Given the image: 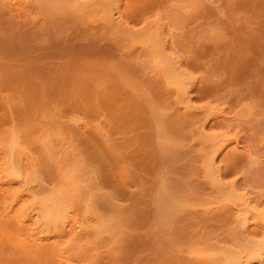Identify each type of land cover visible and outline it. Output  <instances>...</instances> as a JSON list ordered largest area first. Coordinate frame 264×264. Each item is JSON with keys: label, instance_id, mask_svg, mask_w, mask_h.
Returning <instances> with one entry per match:
<instances>
[{"label": "rangeland", "instance_id": "obj_1", "mask_svg": "<svg viewBox=\"0 0 264 264\" xmlns=\"http://www.w3.org/2000/svg\"><path fill=\"white\" fill-rule=\"evenodd\" d=\"M103 4L92 3L81 13L67 7L47 12L43 6L33 4L17 18L13 14L14 19L0 3V117H4V111L12 112L18 118H32L31 126L37 120L32 116L34 107L42 108V113L43 109L47 111L53 106L61 108L59 105L66 99L81 101H72L73 105L94 99L104 106L112 105L110 109L116 119L123 121L120 129L106 125L104 113L94 119L78 111L74 114L87 122L86 130L92 132L97 144L113 155L128 197L119 189L121 186L115 190L116 179L99 155L103 149H97L92 138V142L87 141V137L92 136H88L85 129L87 137L81 135L82 131V139L79 134L75 135L79 138L72 143L73 148L66 149L67 143L58 154H43L42 148L41 156L36 154L38 160H45L48 155L50 159L51 155L63 158L66 153L72 157L70 161L84 159L79 162L81 166H77L86 165L85 172H80L81 180L86 179L80 184L85 193L87 179L96 175L93 178L97 177L94 180L98 185L102 183L103 190L113 194V198L114 193L119 194L115 200L126 211L124 217L131 227L128 234L126 230L121 236L113 237L112 243L118 238V244L110 245L103 240L109 244L108 250L118 252L105 264H112L110 260H114L113 264H194L187 252L190 244L206 250L213 244L231 246L228 233L234 224L230 219H217V222L216 218L202 220L201 217L203 208L218 204L217 191L201 176L203 169L199 164L198 154L206 149L202 148L204 142L199 133L205 117L211 120L219 112L226 115L220 122L229 130H226L228 134L236 131L233 135L240 138L237 137L239 146L249 145L254 153L250 151L252 157L258 158V162L253 158L254 162L250 161L254 164L246 159L225 167L222 181L237 183L244 189L239 187L238 190L248 193L249 197L253 195L250 198L255 202L258 198L259 207H264V0H127L121 4L127 20L124 22L127 30L123 31L104 17L106 6ZM156 25H161L162 29L165 26L166 35L161 29L160 36L173 35L168 38L172 37L175 46L173 51V46L168 50L180 55V58L176 56L183 59L181 66L198 79L190 96H193V105L200 108L185 120L178 119V114L183 113L182 104L174 89L160 79L159 70L150 60L149 45L131 40V32L140 33ZM5 100L16 104L10 110L6 108L8 112L2 107ZM76 105L73 108L76 109ZM26 109L32 115L21 114ZM102 112L106 111L102 109ZM2 119L0 124L6 118ZM20 120L17 123L24 119ZM159 126L175 141L167 146L170 150L165 149L166 154L154 139ZM35 129L32 131L38 134ZM67 134L68 129L64 137ZM59 151L65 155L61 156ZM238 152L244 155L247 151L239 149ZM69 156L63 158L66 165L59 159L63 166L71 164ZM87 167L91 168L88 170L91 173L86 171ZM46 177L43 186L49 188L51 182ZM160 182L184 197L180 199L187 206L176 216V212L173 214V222L168 226L157 220H160L159 216L157 218L160 211L153 195ZM202 241L205 245H201ZM102 250L100 253L105 251Z\"/></svg>", "mask_w": 264, "mask_h": 264}, {"label": "bare ground", "instance_id": "obj_2", "mask_svg": "<svg viewBox=\"0 0 264 264\" xmlns=\"http://www.w3.org/2000/svg\"><path fill=\"white\" fill-rule=\"evenodd\" d=\"M124 1L127 2V0H0V3L7 10H4L6 13H12L10 15L11 17L17 15V18L18 15H22L24 10L33 4L43 6L47 12H56L62 7H67L81 13L92 5V3L102 2L106 6L104 7V17H106L108 22L113 21L118 30L123 31L127 30L124 27V22H127V20L124 18V11H121V4H125ZM11 17L9 18L10 20ZM160 27L161 25H156L153 29H147L140 33L131 32V40H140L142 43L149 45L151 53L150 60L157 70H159L160 79L167 86L174 89L179 102L182 104L183 113L178 114V119L185 120L187 117L192 116L197 108H200L196 107L195 104L193 105L191 101V97L193 96H190L193 86H196L198 79H194L191 72H187L188 70L184 66V68L181 66L183 61L181 62L180 60L182 58L179 60L180 55L176 54L179 56L178 58V56L173 54L175 52H172L175 45H173L172 37L168 38L171 34H168V31H166L168 37L160 36L164 32L163 29L165 26H163V29ZM164 35H166L165 32ZM171 47L172 51L170 49L168 50ZM72 101L67 99L66 101L63 100L61 105H59L61 108H53V106L47 111L43 109L42 113V108L34 107V109H31L32 111L34 110L33 115L27 108V111L25 110L27 113L21 114L27 115L30 113L33 118L36 117L38 120L35 119L37 122L35 121V124H31V126L29 122L32 118L30 120L27 119V121L26 117L21 116L25 121L23 120L20 126L17 122H19L21 117L18 118L12 115L14 113L11 111V113H7L8 115L5 111L4 113L2 112L4 117L2 115L0 120L1 118H3L2 120L6 119L2 122L4 123L3 126L1 125L2 123L0 124L2 126L0 127V264H105L109 258L112 259V255L116 256L118 254L117 250L113 251L111 249L113 253L111 250H108L109 247L107 248L113 242L112 240H115L113 237L120 235V233H126V230L127 234L129 233L128 228L130 229L131 226H129V221H127L128 218L125 219L126 211L115 200L118 193H114L115 198H113V194L108 193V191L106 192L100 187L102 183L98 185L97 180L95 182L94 179L97 177L93 178L96 176L94 174V176L92 175L93 177H89L91 175L88 176L89 178L85 185L88 188L87 193L82 189V185L80 186L86 180H81L80 178L82 174L80 172L81 170L85 172L86 165L84 168H82L83 165L81 168L77 165L81 166L80 163L84 159L81 162L79 161L80 163L78 160H75L76 162L74 160L70 161L71 156L67 155V153L65 155L63 151H59L60 153L62 152L61 156L65 155L63 158L70 157H68L71 163L70 165L63 166L65 164L63 158H55V155H51V159L49 155V157L45 156V160L43 159L44 162L41 160L44 163L43 165L36 156V154L41 156L39 151L42 148L44 151L42 152L43 154H49L50 152L55 154L67 143L69 145H66V149L73 148V144L79 138H76V136H79L83 131L85 132L88 127L87 122L82 117L74 114L76 111L91 116L93 119L103 116L104 113L106 116L104 118L106 125L117 129L122 128L123 121L121 118L116 119L114 111L110 109L112 105L109 107L104 106L103 103L96 99L87 101L88 103L85 101L83 104L77 103L78 105H73L72 103L81 101ZM4 102L2 107L5 106V109H9L10 107L12 109L16 105H13V101L11 103L10 100H7L5 104ZM75 105L76 109L73 108ZM36 108L40 110L38 111ZM8 109H6L7 112ZM102 109L106 112H102ZM207 117H205V120L199 126L200 137L203 139L202 142H204L202 148H206L204 149L205 152H203V149L201 151L203 156L200 153L198 154V156L203 157L199 156V164H201L200 167L203 169V174H201L200 167L199 171L201 176L203 175L204 180H207L206 182L211 187H215L218 194V204L203 208L201 210V217L202 220L210 217L212 220L216 218V221L217 219L232 220L234 224L228 233L229 237H231L232 244H229L230 241L228 244L231 246H225L227 243L224 246H217V244L211 246L209 243L211 247H209V250L207 249L208 251L204 247L196 248V246L192 247L190 244L191 247L189 246V251H187L188 255L197 264H264V207L260 208L258 205L261 201L259 202V199L255 198L258 200L257 203L255 202L256 200L251 199L253 195L250 198L248 193H242L244 189L239 186L242 190H238L237 183L232 180H228L230 183L222 181V173L225 167H229L231 164L234 165L238 161L246 159L249 162H254L253 159H256L255 162H258V158L252 157L253 155L251 154L253 152L249 145H240L244 148L239 146L240 143L238 140L240 138L237 134L236 137L234 136L236 131L231 133L232 135L228 134L230 132H227L226 130L228 129L220 122L221 118L226 119V115H222V112H219V114L215 113L211 120H208ZM39 120H44V122H39ZM45 122L47 125L44 124ZM36 126L37 129H35ZM29 127L37 130L41 137H37L38 134H35V131L33 130V132ZM222 128L225 130H222ZM67 129L69 134H67L66 138L64 136L67 133ZM99 130L102 131V127ZM84 132L81 135H85V138L87 135L92 136L87 137V141L92 142L94 140V144L96 142L95 147L99 150L100 148L103 149L102 146L97 144V141L94 139L95 136L91 131H88L91 134L87 132V135ZM81 135L80 137L82 139L84 136L82 137ZM73 137H75L74 140H72ZM154 139L157 143L161 144L160 147L161 150H164L163 152H165V149H167L166 151L170 150L167 146L175 143L160 126L156 128ZM247 146L250 149L249 151ZM35 147L37 148L35 149ZM239 149L246 150L247 152H244V155L240 154L238 152ZM91 152L89 154H92ZM99 155L105 166H108L111 174L116 179L115 184L117 186L115 190L123 189L124 196L127 195L128 197V193L123 187V181L117 173L116 161L113 155L104 149ZM53 156L56 160L53 159ZM46 158H49L50 161H46ZM59 159H62L63 165ZM139 159L141 162L143 161L142 158ZM49 162H53L51 163L53 166ZM49 165L52 167H48ZM89 169L91 168L87 167L86 171L91 173L92 171H88ZM45 177L48 178L47 181L50 180L49 182H51V187L49 188L43 186V180H45L43 178ZM118 187L120 188L118 189ZM103 188H105V185ZM169 189L170 186L167 188V185L165 186L164 183L160 182L156 185L153 195L157 211H160V214L157 215V218L160 217V220H157L159 223L163 221L164 224L161 223V225L167 226L173 222L174 215L176 216L185 206V203L181 201L184 197L181 198V196H178L179 194L177 195ZM138 198L137 200H139ZM132 200L134 201V199ZM175 212L176 214H174ZM170 218L171 221H169ZM164 221H168V223ZM104 237L105 239H103ZM103 240H107L109 244L105 242L104 244ZM117 241L118 238L116 240L118 244L119 241ZM226 241L228 242V238ZM202 242L203 244L201 243V245H205L204 241ZM99 243L103 244L101 245ZM103 247L105 249L104 252ZM101 250L103 253H100ZM110 261L113 264L114 260Z\"/></svg>", "mask_w": 264, "mask_h": 264}]
</instances>
